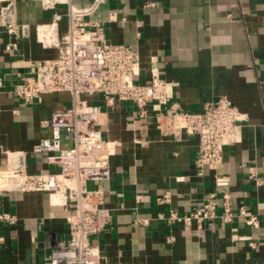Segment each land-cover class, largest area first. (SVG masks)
I'll return each mask as SVG.
<instances>
[{"label":"crops","instance_id":"crops-1","mask_svg":"<svg viewBox=\"0 0 264 264\" xmlns=\"http://www.w3.org/2000/svg\"><path fill=\"white\" fill-rule=\"evenodd\" d=\"M15 12L31 28L10 53L5 50L10 39L0 27V172L15 167L21 155L29 174L56 172L47 154L33 147L50 137L51 113L69 106L68 95H45L27 105L11 93L37 61L59 54L36 39V26L50 22L54 11L36 0H17ZM111 12L116 19L108 23ZM89 20L104 22L109 42L137 51L139 82L146 81L145 66L152 63L174 83L180 111L197 113L225 97L244 116L240 141L223 151L219 171L229 179L231 208L245 206L258 217L256 227L238 217L199 226L168 220L170 211L186 215L217 191L213 174L203 169L199 175L194 167L197 137L162 136L149 110L143 119L129 103L106 107L100 96L83 95L100 107L102 137L113 148L110 180L102 184L111 223L89 238L99 249V264H264V0H105ZM65 31L62 21L59 36ZM55 198L0 190V215L14 220L0 221V264H47L50 248L67 240L70 212L54 205ZM216 202L219 215V195Z\"/></svg>","mask_w":264,"mask_h":264},{"label":"built area","instance_id":"built-area-1","mask_svg":"<svg viewBox=\"0 0 264 264\" xmlns=\"http://www.w3.org/2000/svg\"><path fill=\"white\" fill-rule=\"evenodd\" d=\"M16 1L0 0V27L10 39L5 47L10 53L17 49L18 40L29 38L31 28L27 22L17 19ZM36 1L43 10L54 11L50 22L36 26V39L44 48L59 50V54L37 61L33 71L13 84L11 93L27 105L40 103L45 95H68L69 106L51 113L50 137L33 147L35 153L45 152L47 163L57 171L29 174L21 155L15 167L0 172V190L47 193L56 197L54 205L70 212L66 217L68 238L50 248L47 264H99V249L89 238L111 223V212L104 205L102 184L110 180L113 148L108 147L110 143L102 137L100 107L88 104L82 99L83 95L100 96L106 107L129 103L143 119L149 110L151 122L162 136L179 139L186 133L197 137L194 167L199 175L203 169L213 174L217 191L186 215L170 211L168 220L199 226L214 218L229 223L238 217L246 225L256 227L258 217L245 206L235 211L231 208L226 191L229 179L219 171L223 151L239 143L240 123L245 120L231 101L222 97L200 112H182L173 101L175 84L164 80L152 63L145 66L146 81L139 82L141 61L137 51L109 42L104 22L89 20L105 0H91L83 6L76 3L79 0ZM115 19L116 14L111 12L107 22ZM62 21L66 31L59 36L58 24ZM176 180L184 179L178 177ZM88 183L95 187L89 188ZM255 183L259 185L260 181L255 179ZM217 195L222 201L219 215L215 212ZM159 202L162 204L166 199ZM0 221L13 223L14 220L11 216L0 215ZM140 222L147 224L146 220ZM167 241L172 242L173 238L168 237Z\"/></svg>","mask_w":264,"mask_h":264},{"label":"bare ground","instance_id":"bare-ground-1","mask_svg":"<svg viewBox=\"0 0 264 264\" xmlns=\"http://www.w3.org/2000/svg\"><path fill=\"white\" fill-rule=\"evenodd\" d=\"M99 122H101V120H100V119H99ZM110 145H111V144H108V147H111Z\"/></svg>","mask_w":264,"mask_h":264}]
</instances>
